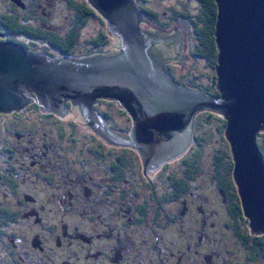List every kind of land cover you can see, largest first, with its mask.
Instances as JSON below:
<instances>
[{"label": "flooded vegetation", "instance_id": "1", "mask_svg": "<svg viewBox=\"0 0 264 264\" xmlns=\"http://www.w3.org/2000/svg\"><path fill=\"white\" fill-rule=\"evenodd\" d=\"M197 1L194 12L171 6L169 14L167 10L162 13L170 19L185 17L195 25L205 7L202 0ZM93 9L95 14L80 7L78 0H0V31L5 34L0 35V41L22 43L29 53L44 52L50 58L83 57L90 52L110 54L102 49L111 32L107 20ZM146 16L158 23L161 20ZM94 17L99 21L94 31H103L104 35L98 38V46H94L95 32H89L82 42V49L88 50L79 52L81 33ZM142 20H145L143 15ZM114 36L120 41V51L121 37ZM172 67L165 62L166 70L183 84L173 74ZM213 69L214 78L217 66ZM104 99L113 100L99 97L94 106L109 120V115L97 107ZM32 102L20 111L0 112V118L4 117L3 129L13 132L15 140L4 137V142L0 141V206L13 216L5 224L0 219V264H255V260L264 264V250L262 257L255 256V252L251 255L255 234L239 225L235 228L241 231L227 232L232 219L249 221L243 211L238 218L234 214L242 199L234 178L233 157L232 168L215 171L209 167L205 188L199 192L187 191L189 184L184 177L188 166L175 174L177 163L191 164V160L183 161V155L195 142L194 127L191 142L180 155L163 161L154 171L144 172L143 158L136 148L110 143L96 133L88 120L84 122L90 131L82 132V136H77L78 130L75 133L74 129L75 134L72 131L63 134L65 127L57 124L52 125L54 129L49 127L50 131L40 130L38 127H45L43 123L50 126L62 117L43 112ZM67 106L66 115L78 109L84 117L78 104L67 103ZM118 106L128 125H111L108 121V127L129 134L132 115L119 101ZM31 114L36 118L31 119L33 123L28 120ZM28 122L33 127H27ZM20 124L24 131L16 127ZM21 140H26L23 147ZM111 145L137 150L143 168L127 175L114 168L112 163H119V158L113 161L110 155L105 156ZM119 152L114 153L117 156ZM16 154L28 158L21 161ZM175 160L179 161L175 163ZM160 167L165 179L182 193L181 206L173 202L165 208L160 206L159 199L168 195L163 191L166 185L159 189ZM143 180L150 182L145 188ZM13 222L21 223L16 225V230L12 228ZM175 222L178 230L174 229ZM263 247L264 243L258 249Z\"/></svg>", "mask_w": 264, "mask_h": 264}, {"label": "water", "instance_id": "2", "mask_svg": "<svg viewBox=\"0 0 264 264\" xmlns=\"http://www.w3.org/2000/svg\"><path fill=\"white\" fill-rule=\"evenodd\" d=\"M216 1L219 97L177 82L166 70L167 61H185L183 25L144 30L135 0H88L121 37V50L50 58L1 40L0 111H20L35 100L43 112L65 117L70 100L104 139L136 148L145 172L180 155L191 142L195 114L214 110L226 119L234 178L251 233L264 232V154L257 141L264 129V0ZM99 97L116 99L130 112L129 134L108 127L94 106Z\"/></svg>", "mask_w": 264, "mask_h": 264}, {"label": "trees", "instance_id": "3", "mask_svg": "<svg viewBox=\"0 0 264 264\" xmlns=\"http://www.w3.org/2000/svg\"><path fill=\"white\" fill-rule=\"evenodd\" d=\"M144 1L147 2L148 0H137L138 7L140 8V10L145 14H148V15L153 16L155 18L161 19V13L164 10H157L155 8L149 7V6H147L146 2H144ZM78 2H79L80 7L82 6V8L90 10L93 14L96 13V11H94L93 7L88 3L87 0H78ZM202 2L205 5L203 13H202V17L199 20V22L195 23V25L193 26L194 30H195V34H196V42L194 44V52L198 56V58L199 57H205L207 59L209 65L213 68L214 66H217V64H218V47H217L216 36H215L217 14H218V4H217L216 0H202ZM163 20L164 19H161L159 23L160 24H167V22H163ZM110 34L116 35L112 31L110 32ZM103 35H104L103 31H100V33H99V31L95 32L94 38L92 40V44L94 46H98L97 45L98 38H102ZM106 44H107V42L104 45H106ZM119 44H120V41L117 38L113 49L107 50V51H105V49H103V51L105 53L110 51V54L111 53H117V52H119V49H120ZM86 50H88V49H82L81 52H84ZM96 53L97 52H90L88 54H85L84 56H87L90 54H96ZM81 56H83V55H81ZM184 76H186V75H184ZM175 77L178 79V81L182 82L183 84H185L188 87H191V88L196 87V89H200L203 92H205L206 94H209L215 98L219 97V90L217 88V81H218L217 72H216L214 78L212 79L211 83L206 87L202 86L203 84L200 83L199 81L195 80V79L190 80L191 82H185L184 79H186V78L177 77L176 75H175ZM106 101H108V103L111 105H114V103L118 102V100H116V99H113V100L106 99ZM32 103L39 108V104L35 100H33ZM67 103L72 105V106H74V104H77V103H73L70 100H68ZM117 109L120 111V114L125 117V114L122 112L123 110H121V108H117ZM0 112H3V111H0ZM8 112H10V111H8ZM79 112H80V110H79ZM102 113L104 115H107V116L109 115V118H111V116H113L112 111L110 109H107V108H105V110L103 109ZM203 114H206V116L201 118L200 116ZM210 115H213V118H214L213 124L210 127H215L217 125V128H218L215 131L212 130V132L216 133V131H219L220 137H218V142L219 141H222V142L225 141L226 146L224 147V146L219 145L218 149L215 150V153L212 156L210 162H205L202 159L201 151H198L197 147H196V149H193V147L195 145H194V141L192 142V144L190 145V148L183 155V161L185 159L191 160L190 161L191 164L188 165V163L187 164L183 163L180 166L177 163L175 165V169H178L175 171L176 175L180 174L182 168H186L188 166V168L185 171V177H184L185 183L189 184L187 186V188H188L187 191L194 190V191L199 192L205 188L206 181L204 180V178H208L207 174H208L209 167L214 168L215 171L216 170H222L223 171L224 169L231 167L233 164V162L231 160V158L233 157V154L231 151L230 142H229V140L225 134V121L226 120L223 118L222 115H220L216 111L210 110V109L200 110V112L197 113L196 119L194 121V126H193L194 130L196 129L195 127L197 124H200L201 121L206 120V117L208 118ZM199 117H200V119H199ZM3 119H4V117H3ZM82 119H83V121H87L85 116L82 117ZM60 125L65 127L64 128L65 131L62 132L63 134H65V133L68 134L71 131L73 132V134L77 133V127H76L77 122H75V121H72L71 125L70 124L65 125V123H61ZM73 129L75 130V133H74ZM0 130H1V126H0ZM77 136H82V132L78 130ZM257 139H258L257 140L258 145H259L262 153L264 154V129L260 130ZM194 140H195V142H198V143H201V141H202L201 138H198L197 135H195V134H194ZM219 144H221V143H219ZM118 151H120L119 153L121 156L115 155L114 152H118ZM107 155H110L111 156L110 158H113V161H115L116 158H119V160H120L119 163L115 162L114 164L112 163V165L114 168L120 169L121 172L125 173L126 175L127 174H133L132 171H134V169L141 170L143 168L142 162L140 161V156L138 155L137 150H132V149L125 150L123 148L111 145L105 151V156H107ZM110 158L107 159V162L110 161ZM233 160H234V157H233ZM175 161H179V160H175ZM195 163H198L199 166L196 167V166L192 165ZM168 165H169V162H168ZM158 175L162 178V180L159 181V183L161 184L159 189H161L162 184H164L167 187L163 191H164V193L168 192V195H166V197L163 200L158 198L159 202L161 204L160 206H164V208H165L167 203H171V202H173L175 204V206H181L180 200L183 198V196L181 195L182 193L180 191H178L177 188H175V186H173L171 184L170 180L165 179V173H164V170L162 167H160V169L158 170ZM163 178L165 179L164 182H163ZM149 184H150L149 181L143 180V187L144 188L146 186H148ZM0 200H2L1 195H0ZM6 210H7L6 207L0 206V219H2L4 221L3 224L7 223L13 217ZM242 211L244 212L243 204L241 202V203H239L238 209L234 213L235 216H237V218L239 216H241ZM244 215H245V213H244ZM2 217H6V218H2ZM178 218H179V216H178ZM178 218L176 215V219H178ZM238 219H239V221L232 219V221L229 222L230 226L227 228L228 234H231V233L233 234L234 229H236V231H241L240 229L235 228L237 225H239L240 227L244 226V229L246 228V230L249 233H251L252 228L249 225V221H250L249 218H248L249 221H247V222L242 221L241 218H238ZM238 223H240V224H238ZM20 224L21 223L13 222L12 228L16 230L17 229L16 225H20ZM8 228L10 229L9 226H8ZM174 229L178 230V222H175ZM252 236L255 237L256 242L254 243V240H253V247L255 250L253 249V252L251 253V255H254V252H255V256L257 254H259V256L262 257V251L264 250V247L261 248L260 250L258 248L263 246L264 233H259V234H255V236L254 235H252ZM234 238L238 240V238L235 235H234ZM255 264H257L256 260H255Z\"/></svg>", "mask_w": 264, "mask_h": 264}, {"label": "rangeland", "instance_id": "4", "mask_svg": "<svg viewBox=\"0 0 264 264\" xmlns=\"http://www.w3.org/2000/svg\"><path fill=\"white\" fill-rule=\"evenodd\" d=\"M146 4L147 6L155 8L157 10H167L169 14V12H171L170 11L171 6L176 7L178 10H185L189 8L192 12H194L196 10V7L198 6V1L197 0H148ZM142 15L145 17V20L144 21L141 20L140 22V26L142 27V29L158 28L161 30L168 31V30H172L178 25L184 26L185 33H186L185 61L183 63L168 61V63H170L173 66L171 70L177 77L181 76V77L186 78V79L183 78L185 82H191L190 80L195 79L199 81L200 83H202L203 84L202 86L204 87L208 86L213 79L212 74H213L214 69L209 65L205 57L198 58V56L194 52V44L196 42V34H195L194 27H193L194 25L187 18L182 17V16H178L177 18L170 19L169 16H166L164 13H161V19H164L167 22V24H159L155 20L148 19L149 17H147L145 13L142 12ZM98 23L99 21L96 17L89 20L87 27L81 33V37L79 41V52L82 51V47H83L82 42H84V39L87 37L89 32L94 33V30L96 29V26L98 25ZM107 40H108L107 44L102 47V49H105V51L113 49L115 42H116V38L114 35L110 34ZM184 75H186L187 77ZM97 107L100 111H102L105 108L110 109L112 111L113 116L112 118L108 120L111 125H118V124L125 125L127 123V121L125 120V117L121 115L120 111L117 109V108H120L118 106V102L114 103V105H111L108 103V101H106V99H104L98 102ZM35 116L31 114L28 120H31V119L35 120L36 119ZM205 116L206 114H203L200 117L203 118ZM213 119H214L213 115H210L208 118L206 117V120L203 119L204 121H201L200 124H197L195 127L196 129L194 130V134L197 135L198 138H201L202 141L201 143L194 142L195 146L193 147V149H196L197 147L198 151H201L202 159L205 162H210L212 156L215 153V150L218 149L219 145L224 146V147L226 146L225 141L218 142V137H220L219 131H216V133L212 132V130L215 131L218 129L217 125L215 127H210L213 124ZM34 120H31L30 123H33ZM3 121L4 120L0 118V126H1L0 141L4 142V137H8L10 139L12 138L11 141H15L13 140L14 138L12 137L13 132L11 131L7 132V130H4L2 128L1 124L3 123ZM72 121L77 122V125H76L77 130L81 132L90 131L89 126L85 124V122L83 121L82 116L80 112L78 111V109H74L73 111H70L65 117L60 118L59 123H50V126H48L46 123H43L42 125H44L45 127H38V126L36 127L34 126V127L35 128L38 127L42 131L43 129L50 131L49 127H53L52 125L54 124L60 125L61 123H65V125H68V124L71 125ZM30 123L28 122L27 127H33V125ZM16 127L20 131H24L25 129L21 124ZM111 128L115 130L113 127ZM34 133L37 134L38 131L37 132L34 131ZM25 144H26V140L20 141V145L22 147ZM16 157L20 158L21 161H26L28 158L25 156V154H16ZM1 158L2 157L0 156V160ZM177 162L178 161H175V163ZM46 193H49V192L46 191ZM260 233H263V232H260Z\"/></svg>", "mask_w": 264, "mask_h": 264}]
</instances>
